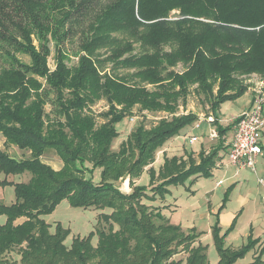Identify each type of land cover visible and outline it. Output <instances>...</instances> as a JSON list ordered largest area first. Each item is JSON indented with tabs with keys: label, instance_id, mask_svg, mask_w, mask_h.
Returning a JSON list of instances; mask_svg holds the SVG:
<instances>
[{
	"label": "trees",
	"instance_id": "trees-1",
	"mask_svg": "<svg viewBox=\"0 0 264 264\" xmlns=\"http://www.w3.org/2000/svg\"><path fill=\"white\" fill-rule=\"evenodd\" d=\"M66 41L77 44L71 55ZM250 74L264 78V0H0V135L4 147L28 154L20 160L0 150L1 184L30 175L26 183H10L14 203L0 202V264H208L195 234L182 233L143 200L162 199L168 187L194 174L207 176L218 150L200 153L198 164L165 159L157 176L149 170V190L135 181L168 140L196 122L193 114L175 115L191 86L209 102L221 137L236 121L222 128L219 108L246 93L238 77ZM100 101L107 110L97 124L92 107ZM134 107L170 117L148 129L137 126L113 152L115 127ZM49 151L60 170L42 162ZM95 169L97 183L85 177ZM121 180H128L130 193L117 188ZM64 200L108 211L99 215L107 231H96L95 247L89 238L66 247L60 228L49 232L41 217ZM233 226L223 236L217 222L213 227L218 264H235L257 243L224 247ZM180 252L184 262H173ZM263 252L250 264H263Z\"/></svg>",
	"mask_w": 264,
	"mask_h": 264
},
{
	"label": "rangeland",
	"instance_id": "rangeland-1",
	"mask_svg": "<svg viewBox=\"0 0 264 264\" xmlns=\"http://www.w3.org/2000/svg\"><path fill=\"white\" fill-rule=\"evenodd\" d=\"M176 14V12L171 13L170 18ZM76 45L77 44L74 42L72 43L66 41L63 48L67 54L71 55L76 50ZM49 48L51 54L48 58V66L50 70H53L55 49L53 44H49ZM20 59L26 63L28 62V58L25 56H20ZM73 63H75V59L72 57L71 61L67 64L70 66ZM180 70V66L175 68V71L177 72ZM120 73H123V71ZM238 78L240 79L241 84L246 87V92H249L256 98L264 97L263 77L258 74H250L247 76H240ZM211 82L212 81L209 83ZM197 88L198 87L196 85L190 87L185 105L179 106L175 113L176 116L193 114L196 117V122H194L189 128L181 131L179 137H182V140L184 139L182 145L179 144L180 147L177 145L169 148L168 151L171 156H176L177 159L185 163V160L188 158H190V160H196V153L194 152L197 150L198 144L201 142V139H199L201 130L199 131L198 129H195L193 131V127H195V125H199L200 121H207V117L211 116L209 102L207 99L205 100L202 92H198L200 89ZM245 100L246 101L243 102L248 101V99ZM239 109L240 104L236 102H225L221 105V108L218 111V117L222 120V122L227 119V122L231 123V116L235 115ZM92 110L96 116L97 124H101L104 120L98 116L107 110L106 104L103 101H100L92 107ZM46 112H49V107H46ZM169 117L170 115L166 113L141 112L137 107H134L131 115L126 116L123 121L116 125L115 128L118 136L112 142V151L117 152L120 144L125 143L127 139H129L130 134L137 126L142 125L148 129L155 125L160 119ZM211 134L214 136L216 135L215 133ZM193 137H198V141L191 147V145L188 142L186 143V141L189 139L190 142ZM206 138L209 141V136ZM206 142L204 141L203 143L206 144ZM185 147L186 149H184ZM0 150L5 151L9 156H13L16 159L22 160L28 157L27 153L20 152L14 146H5ZM185 150H189L191 153L188 155L185 153ZM23 153L25 155H23ZM160 154L161 150L156 154L154 162H156L157 156H160ZM41 160L55 171L60 170L62 167L60 159L53 151L47 152ZM224 161L226 162V159H224ZM86 166L90 168V165L87 164ZM255 169L256 172L254 173L246 168L222 166L218 169H212L207 176L197 177L198 174H194L192 177L184 181V183L179 184L176 187H170V192L165 194L166 200L171 207L163 213V217H167L166 219H170L171 222L177 221L181 224V230H184L187 234H195L197 236L194 243L195 247L200 245L206 248L208 264H218V253L213 236V227L216 221L211 215H208L207 217L205 216L206 210L208 206L211 209H214L217 206H219L218 209L221 207L225 191L230 186V183L233 184L231 189L233 191L228 195V200L230 202L227 204L228 201H226V209L229 210V212L233 211V213L237 215L241 211V207L239 205L241 204L240 199L242 198L243 200L246 199L247 201H250L249 205L253 208V212L251 213L249 209H245L244 215L238 219L237 224H235L236 226L234 225L233 229L224 237V247L239 250L248 244L249 239H259L260 246L258 247V244H256L245 254L244 258L238 260L235 264H250L264 247V187L258 184V179H264V158L258 157L256 159ZM154 173L155 176H157L158 172ZM194 176L197 178H194ZM29 177L30 175L28 173L9 176L6 178V182H8V184L2 185L1 181L4 180L5 177L0 174V202L4 205H11L14 203V188L10 183H26L29 180ZM85 177L92 178V181L97 183L100 180V171L95 169L91 173V177L88 174H86ZM157 181V179L154 180V183H157ZM218 182H220L219 187L216 185ZM149 185V175L145 177L141 176L138 186L146 187L149 190ZM116 186L125 194H128L131 191L128 180H121L116 183ZM149 194L151 193L149 192ZM143 202L149 207H156L158 205L156 204V200L152 201L150 199H146L143 200ZM172 210H175V212H172ZM101 212L107 213L108 211H97L92 208L81 209L71 206L67 200H64L60 202L50 213L43 215L41 219L49 226L50 233L54 234L57 228H60L65 233L63 238L64 246L69 247L74 238H89L90 243L95 247L98 240L96 231L102 229H104L103 231H107V226L104 225V222L99 220ZM3 221V218H0V223H3ZM217 228L219 229V236H223L229 226H223V229H221L220 226L217 225ZM115 230L116 228H114V231ZM15 252L16 251H14V253ZM185 258L186 255L180 252L175 254L171 260L173 262H184ZM261 259L264 264V252L261 255Z\"/></svg>",
	"mask_w": 264,
	"mask_h": 264
},
{
	"label": "crops",
	"instance_id": "crops-1",
	"mask_svg": "<svg viewBox=\"0 0 264 264\" xmlns=\"http://www.w3.org/2000/svg\"><path fill=\"white\" fill-rule=\"evenodd\" d=\"M254 98L255 97H253L249 92H246L241 98H239L236 101H234V102L240 104V109L238 110V112L235 115L231 116V120L236 118L241 113H243L245 111H248L251 108L252 104H253ZM245 99H248V101L247 102H243V101H246ZM220 108H221V106H220ZM220 108H219V110H220ZM263 115H264V108H263ZM217 123L222 128H225V127H227L228 125L231 124L230 122L229 123L227 122V119L222 122V120H220L219 117L217 119ZM195 129H198L199 131L201 130V135H199V139H201V142L198 144L197 150H195V152L193 150V152L196 153V160H194V159H191V160H193L196 164H198V162H199V154L200 153L203 152L204 155H208L209 153L218 150L217 159L215 161L213 169L221 168L222 166H220V164H221L220 162H222V161H224V159H226L227 152L229 150V146H230V143L232 141L233 129L228 131L225 135H223L221 137H217V135L214 136V135L211 134V133H213V134L215 133L214 122L210 123V122H207V121H200L199 125H195V127H193V131ZM207 136H209V141L206 138ZM193 138H196L195 142L191 143V141L189 142V139H188V141H186V143L188 142L191 145V147L193 146L194 143H197V141H198V137H193ZM186 139H187V137H186ZM262 140L264 141V130H263V138H262ZM183 141H184V139L182 140V137H179V136L168 140L163 145V147L161 149V154H160L161 157L158 155L157 159H156V162H154L152 165L147 167L146 170H144V172L142 173L141 176L145 177V176L149 175V170L157 173L162 168L165 159H171L172 157L177 158L176 156H171L169 154V152H168L169 148H172V147L177 146V145L179 146V144L182 145ZM204 141L205 142L207 141L206 144L203 143ZM3 144H4V139L0 136V149H3V147H4ZM184 149H186V147ZM182 153H183V151H182ZM185 153H187L189 155L191 152H189V150H185ZM260 158H264V156H262ZM188 159H190V158H188ZM188 159L185 160L186 164H189L188 163L189 162ZM228 166H231V165H227V166H224V167H228ZM140 178L135 181L136 185H138ZM194 178H197V177L194 176ZM154 180H156V179H154ZM157 183H158V181H157ZM157 183H154V181H153V183H151V184L156 185ZM219 185H217V186L219 187ZM232 186H233V184L230 183V186L225 191L224 199L222 200L221 207L219 209H218L219 206L215 207L214 209H211L208 206V208L206 210L205 216L206 217L208 215L213 216L215 218V221L217 222V225H219L221 229H223V226H229L230 227L231 226L230 224H232L233 222H234V225L237 224L238 219L241 218L244 215L245 209H247V210L249 209L251 211V213L253 212V208L249 205L250 201H247L246 199L243 200L242 198L240 199L241 204L239 205L241 207V211L237 215L235 213H233V211L229 212V210L226 209L227 204H229V202H230L228 200V195H229L230 192L233 191V190H231ZM150 187L151 186H149V188ZM172 187H174V186H172ZM169 188L170 187L167 188V190H168L167 193L170 192ZM207 195H210V194H207ZM156 198L154 200H156V204H158V205L156 207H152V208H157L158 212L163 216V213L166 210H168L171 207V205L167 202L165 195L163 196L162 199H158V198L156 199ZM226 201H228V202L225 205ZM216 209H218V210H216ZM172 212H175V210H172ZM166 218H164V219H166ZM166 220L171 225L179 227L180 230L182 229L181 228V224L178 223L177 221L171 222L170 219H166ZM181 232L184 233V234H187L184 230H181ZM254 240L257 241L256 244H258V247H259L260 246L259 245L260 244L259 243L260 242L259 239L256 238Z\"/></svg>",
	"mask_w": 264,
	"mask_h": 264
},
{
	"label": "built area",
	"instance_id": "built-area-1",
	"mask_svg": "<svg viewBox=\"0 0 264 264\" xmlns=\"http://www.w3.org/2000/svg\"><path fill=\"white\" fill-rule=\"evenodd\" d=\"M263 108L264 97H255L251 108L234 118L236 122L233 126L232 141L227 152L226 162H220V166L231 165L256 172L255 161L258 157L264 156ZM207 121L213 122V118L208 116ZM195 141L196 138H191V142ZM219 184L220 182L217 183V185ZM258 184L264 187V179H258Z\"/></svg>",
	"mask_w": 264,
	"mask_h": 264
}]
</instances>
